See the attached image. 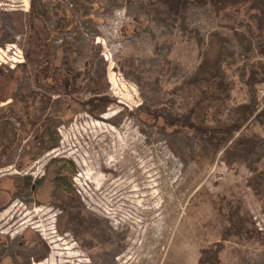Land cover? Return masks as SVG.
<instances>
[{"label": "rangeland", "instance_id": "1", "mask_svg": "<svg viewBox=\"0 0 264 264\" xmlns=\"http://www.w3.org/2000/svg\"><path fill=\"white\" fill-rule=\"evenodd\" d=\"M151 1L35 0L41 69L83 73L84 87L103 59L117 104L94 118L79 105L90 94L73 102L36 84L40 71L26 59L33 2L0 0V264H264V196L252 185L254 168L264 171V123L241 134L260 141L247 162L235 143L211 162L193 138L150 122L147 91L121 66L133 58L140 77L172 92L202 63L221 61L236 83L230 107L249 103L245 81L264 65V0L219 13L193 7L180 21H163ZM255 91L261 106L264 84ZM51 135L55 147L37 158ZM61 161L76 171L60 173L67 193L56 179L69 169ZM64 194L75 201L66 210ZM69 213L98 223L76 233Z\"/></svg>", "mask_w": 264, "mask_h": 264}, {"label": "trees", "instance_id": "2", "mask_svg": "<svg viewBox=\"0 0 264 264\" xmlns=\"http://www.w3.org/2000/svg\"><path fill=\"white\" fill-rule=\"evenodd\" d=\"M89 1L96 4L100 0ZM251 1L255 0H152L151 5L155 9H161L166 15L163 21L168 19L180 21L184 20V15L193 7L211 6L216 13H219L225 7L239 6ZM31 2H33L31 10L27 15L31 48L26 54V59L27 62L34 63L40 71V76L39 73H35L36 84L47 92L58 93L73 102H75V96L82 92L90 94L91 97L79 102V105L89 115L99 118L109 108L117 104V101L106 92L109 83L107 82V70L103 59L99 60L95 67L97 80L87 82L84 87L81 86L82 83L84 84L83 73H74L68 69L62 74H58L56 71L50 70L48 64L44 69H41L42 61L39 54L43 52L46 39L42 37L37 28L36 16L33 10L35 0H31ZM196 36H199L197 32ZM34 47H37L39 52H36L35 49L32 50ZM78 54H81L80 50L75 55ZM220 65L221 61L214 64L202 63L190 78L172 92H167L158 79L140 77L139 73H142L141 65L137 64L133 58H127L121 66L126 78L136 80L139 86H143V89L147 91L145 102L149 105L144 106L141 111L154 126L161 127L160 129L163 131H169L173 136L183 135L193 138L202 147V157L210 159L211 162H214L222 152V154L228 156L231 147L229 145L235 143L240 149L242 161L247 162L260 146V141L245 135L241 136V134L254 123H264V103L261 106L258 104L255 93V86L264 84V65L260 63L256 68H252L245 81L251 94V101L232 108L230 102L236 83L227 80L225 74L221 71ZM27 67L28 63L17 65L12 71V77L17 70L25 72ZM87 76H89V72ZM7 78L11 77L6 76L5 79ZM173 95H177V99H175L176 97L169 98ZM41 98L43 104H49L51 101V97L43 94ZM11 99L14 103L21 100L18 95L13 96ZM177 100H180V102ZM174 107L178 108L176 113L172 111ZM68 110L73 113L70 107H68ZM49 129H51V126ZM53 137V135L49 136V145L41 148L36 156L37 158L42 157L47 151L55 147ZM61 162L69 164L68 171L59 172L56 178L59 188L65 192L69 186L59 183L60 173H68L71 179L76 171L71 162ZM254 172L252 185L264 196V171L254 168ZM64 195L65 198L59 200V206L66 210V206L75 201L71 194ZM68 219L76 233L81 230L83 232L88 231V229L92 230V222L97 221L95 219L88 220L80 214L75 215L72 213H69ZM207 253L208 251L204 250L202 258ZM43 258L44 256L38 258L37 262H40ZM199 264H204V259H201Z\"/></svg>", "mask_w": 264, "mask_h": 264}]
</instances>
